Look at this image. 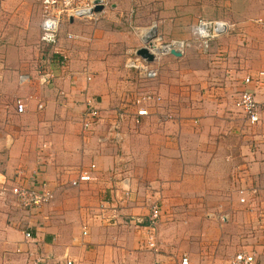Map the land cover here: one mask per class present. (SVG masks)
Returning a JSON list of instances; mask_svg holds the SVG:
<instances>
[{"label": "crops", "instance_id": "0c3cea01", "mask_svg": "<svg viewBox=\"0 0 264 264\" xmlns=\"http://www.w3.org/2000/svg\"><path fill=\"white\" fill-rule=\"evenodd\" d=\"M18 2L17 8H9L12 1L4 7L11 16L0 29V189L7 188L0 195V264H31L40 256L48 264H66L68 259L76 264H179L178 249L153 254L143 244V230L121 222L133 217L146 223L155 203L162 218L164 204L176 208L194 197L197 185H205L201 178L209 181L211 169L220 166V159L201 153L196 141L208 142L210 149L238 141L244 121L249 124L246 117L234 101L211 105L209 112L190 104L180 111L182 99L169 94L163 81L154 91L163 97L161 102L137 122V109L121 88L130 80L137 83V72L119 73L123 59L113 52L117 38L124 40V48L130 39L117 17L122 11H105L94 21H66L58 43L67 57L63 60L41 41L43 8L28 0ZM241 80L242 89L255 93L263 116L257 126L262 130L251 136V149L244 151L247 162L238 170L259 188V175L264 177V76L260 83ZM87 97L95 98L103 118L84 132ZM18 100L26 104L25 113L17 112ZM167 113L176 119L164 117ZM239 152L237 144L230 158L239 160ZM91 163L97 165L95 179L72 185L80 168ZM18 183L39 189L46 185L54 197L38 208H22L11 191ZM188 203L194 206L195 200ZM115 213L119 224L113 225L108 217ZM26 230L33 239L27 240Z\"/></svg>", "mask_w": 264, "mask_h": 264}, {"label": "rangeland", "instance_id": "374dc122", "mask_svg": "<svg viewBox=\"0 0 264 264\" xmlns=\"http://www.w3.org/2000/svg\"><path fill=\"white\" fill-rule=\"evenodd\" d=\"M9 1L13 2L12 7L7 5ZM28 1L37 8H43V0ZM109 1L105 11H122L117 17L124 26L123 31L126 30L130 37L125 41L126 48L123 47L124 40H115L117 46L113 52L123 59L119 73L125 75L127 71L133 72L128 67V61L136 57L137 50L143 46L150 47L152 42L165 45L173 40L185 43L183 57L177 59L168 54L159 60L162 69L157 78L143 81L134 71L137 83H132L129 78V83L121 85L131 106H139L136 99L145 93L156 94L155 88L164 81L168 93L182 99L178 102L180 111L190 104L189 108L195 105L197 109L209 112L211 105L227 106L235 101V96L244 88L241 79L246 84V76L264 71V28L258 21L264 19V0ZM19 2L0 0V29L6 28L5 21L11 16L7 14L9 11H3L6 10L4 7L17 8ZM200 18L223 20L231 27L228 34L213 41L206 53L200 47L196 32ZM152 29L156 34L148 37ZM126 50H129V54H125ZM89 98L97 105L95 98ZM164 117L176 119L175 116L171 119L170 113ZM245 122L244 132L240 130L238 141L231 140L229 143L232 144L217 143L213 144L215 149L212 146L210 149L208 142L196 141L201 153L209 154L214 160L215 156L220 159L221 167L216 165L211 169L214 174L209 176V181L206 176L201 178L205 185H197L194 197L184 200V205L176 208L163 205L167 208L162 207L163 214L158 225L160 251L176 248L182 257L188 253L198 264H226L236 251L252 248L261 253L259 259L264 264V177L259 175V190L254 200L244 203L240 200L242 194L239 190L251 184L250 175H245L244 171L238 174L240 165L243 168L247 162L244 151L251 149V136L258 135L262 128H251ZM195 124L198 127L200 121L195 119ZM237 144L240 155L236 161L229 155L235 156ZM230 148L233 149L231 153ZM226 157H229L228 169L223 162ZM251 178L254 181V177ZM193 199L194 206L188 203Z\"/></svg>", "mask_w": 264, "mask_h": 264}, {"label": "built area", "instance_id": "2783aa9c", "mask_svg": "<svg viewBox=\"0 0 264 264\" xmlns=\"http://www.w3.org/2000/svg\"><path fill=\"white\" fill-rule=\"evenodd\" d=\"M109 0H43V20H42V32L41 41L45 45L53 47L54 54H59L62 56L63 60L66 59V55L63 53L62 49L59 47V39L61 34V29L64 23L71 18L73 19H84L88 21L99 20L100 15L105 12L109 4ZM99 4L103 5V11L96 12L95 8ZM261 26L264 28V19L258 20ZM230 25L223 20H210L206 18H200L196 25V32L199 39L200 47L203 52H208L213 41L218 37H221L230 32ZM72 36V35H71ZM70 36V37H71ZM153 39V38H151ZM160 39V38H159ZM153 41V40H152ZM150 43V42H149ZM149 50L155 55L154 61H148L147 59L139 56L136 53V57L131 58L128 61V67L130 69L136 70L139 79L143 81L153 80L157 78L161 73V66L159 65V60L165 55L172 54V50L175 49L183 54L184 42L173 40L167 42L165 45L160 43H151L149 45ZM173 55V54H172ZM264 76V71H261L257 75H249L245 78V83H260L261 78ZM162 97L159 94L145 93L143 97L136 99V120L140 122V117L149 116L152 114L150 108L154 104H159ZM135 102V101H134ZM143 102V103H142ZM85 114L82 122L83 130L91 131L95 128L102 118L99 106L95 105L94 101L87 97L85 101ZM235 108L242 113L250 126L257 127L262 119V105L258 102L255 93L249 89H243L234 101ZM43 105L40 104V108ZM27 110L26 104L22 100L17 102V112L25 113ZM97 165L91 163L80 168L77 178L72 180V185L78 186L82 183L92 181L95 179V169ZM247 169V168H245ZM242 172V170H240ZM246 185V184H245ZM244 185V186H245ZM258 186L251 183L247 188L241 187V202L249 203L252 197H256L258 194ZM12 193L14 194L15 201L22 208L34 209L38 208L46 203H49L54 194L49 191L46 185L42 186L41 189L34 187H28L22 183H18L12 187ZM7 188L2 187L0 189V195L6 194ZM108 208L107 204L102 205V211ZM110 209V207H109ZM101 211V212H102ZM116 211V210H115ZM161 218V207L158 204L151 206L150 213L146 219V223L143 219H123L121 223L126 225L130 224L135 226L139 230H143L145 247L153 252L154 254H159L160 248L158 247V225ZM110 224H119L118 213L113 214L108 217ZM87 225L84 226V235L88 234ZM25 235L27 240L33 239V235L30 231L26 230ZM31 264H48V260L45 257H36L32 260ZM66 264H76L74 260L68 259ZM154 264H163L161 261H155ZM179 264H191L190 259L187 255H184L180 260ZM229 264H262L259 255L255 251L242 250L237 252L229 261Z\"/></svg>", "mask_w": 264, "mask_h": 264}, {"label": "water", "instance_id": "95a60500", "mask_svg": "<svg viewBox=\"0 0 264 264\" xmlns=\"http://www.w3.org/2000/svg\"><path fill=\"white\" fill-rule=\"evenodd\" d=\"M104 9L103 5L99 4L96 6L95 11L96 12H100ZM71 20H73V18H71ZM155 35V32H154ZM137 54L145 59H147L148 61H154L155 60V55L149 50V48L147 46H143L141 48H139L137 50ZM172 54L180 57L182 56V53L180 51H177L175 49L172 50Z\"/></svg>", "mask_w": 264, "mask_h": 264}, {"label": "bare ground", "instance_id": "6f19581e", "mask_svg": "<svg viewBox=\"0 0 264 264\" xmlns=\"http://www.w3.org/2000/svg\"><path fill=\"white\" fill-rule=\"evenodd\" d=\"M154 32H156L154 29H153V32L152 33H149L148 34V37H153L154 36ZM156 34V33H155ZM146 41H148V40H146Z\"/></svg>", "mask_w": 264, "mask_h": 264}]
</instances>
